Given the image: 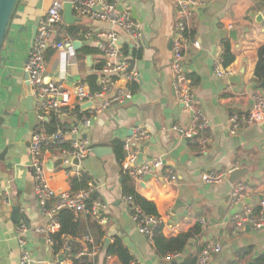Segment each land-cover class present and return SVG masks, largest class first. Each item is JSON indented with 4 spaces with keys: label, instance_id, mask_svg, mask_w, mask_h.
<instances>
[{
    "label": "crops",
    "instance_id": "1",
    "mask_svg": "<svg viewBox=\"0 0 264 264\" xmlns=\"http://www.w3.org/2000/svg\"><path fill=\"white\" fill-rule=\"evenodd\" d=\"M117 1L118 7L129 11L140 25L141 40L137 50L132 49L131 41L119 28L79 19V22L67 25L62 18L61 26L65 28L79 27L94 34L115 30L124 54L129 58L130 69L137 73L136 80L126 85L133 95L131 101L91 115L87 128L79 126L81 138L86 139L92 149L110 148L112 153L98 157L90 154L82 161L81 170L94 185L93 194L104 206L101 215L105 224L98 225L103 234L100 237L93 236L85 227L82 238L90 236L93 246L88 248L81 242L82 238L76 240L81 248L76 255L82 253L79 258L85 256L93 264H119L116 257L105 253L107 247L119 239L137 264H181L187 256L197 259L205 245L218 244L221 251L211 264H254L264 255V230L251 227L248 230L246 226L243 231L232 234V220L244 208H250L255 214L262 211L264 215V208L260 206L264 201V120L232 135L228 131V118L248 112L255 98L264 99V88L253 80L257 51L264 45V0H211L190 22V40L197 42L199 47L187 48L184 69L195 90L196 105L210 123V128L200 133L208 140L204 152L200 151L197 139L184 140L172 130L175 126L188 127L190 122L188 112L173 93L169 70L171 39L176 24L175 0ZM51 2L17 0L8 25L6 44L0 51V118H3L0 152L12 146L3 168L0 167V264H19L15 230L22 224V216L32 228L47 224L33 193L28 146L37 122L34 113L25 107L26 88L22 78L32 43V24L45 15ZM231 32H235L233 38ZM61 35L67 34L62 32ZM95 41L94 36L82 43L65 71L60 69L57 55L49 51L46 79L61 82L65 88L79 80L88 83L97 57ZM225 44L234 60L226 69L231 75L221 78L214 72V63L221 59ZM85 48L91 52L86 54ZM235 76H240L238 84L229 81ZM137 126L149 133V139L139 146V161L161 157L164 166L154 176L138 182L131 180V186L136 194L154 205L162 221L163 237L187 233L201 218L207 221L201 226L202 234L176 258L157 256L152 240L138 233L124 202L121 172L113 146L115 142L122 143L130 138ZM143 146L140 158V147ZM47 159L51 186L58 192H69L67 178L57 162L50 157ZM233 170L246 173L230 183L229 173ZM169 171L175 174L174 183L162 179ZM205 172L227 174V177L219 184L208 185L201 181ZM238 184L245 188L244 197L239 204H232L230 192ZM4 194L8 197L4 198ZM13 208L18 209L14 221ZM81 221L92 223L86 219ZM27 244L34 264L53 262L54 249L44 234L32 233Z\"/></svg>",
    "mask_w": 264,
    "mask_h": 264
},
{
    "label": "built area",
    "instance_id": "2",
    "mask_svg": "<svg viewBox=\"0 0 264 264\" xmlns=\"http://www.w3.org/2000/svg\"><path fill=\"white\" fill-rule=\"evenodd\" d=\"M211 0H175L176 24L171 39V60L169 64L171 86L178 102L188 112L190 122L188 127H173L172 130L184 140L197 139L200 151L206 150L208 140L200 136L201 131L210 128V123L195 101V90L184 69V57L189 46L197 49L198 43L190 40V22L195 13L205 8ZM71 4L73 16L79 20L90 22H104L119 28L131 41L132 49H139L141 29L139 23L133 20L129 11H118L117 0H52L50 7L41 18L36 36L27 52V63L24 71L28 75L30 95L32 97V112L37 126L30 135L28 154L29 168L32 172L33 193L40 213L47 219L45 226L30 227V234H44L49 246H53L52 235L57 233L59 226L55 215L59 211H70L76 220L86 219L101 226L105 224L101 211L104 209L99 200H92L94 185L86 181L85 188L71 193L56 191L51 186V177L47 169V157L57 162L58 168L66 178H80L82 161L91 154L89 142L81 138L79 126H90V117L109 109L126 104L132 100V92L126 85L137 78V73L130 69L129 58L125 56L119 34L111 29L96 34L89 30L77 37L59 35L58 29L63 24L62 15L64 5ZM96 37L93 44L97 57L93 62L91 76L95 78L94 90L85 81H76L70 88H65L61 82L46 79V60L49 51L54 52L60 64L65 69L71 64L75 56L73 45L80 44ZM217 77L228 78L231 74L222 67V60L214 63ZM89 105V107H86ZM50 119L58 123L54 132H47L43 126ZM264 120V99L255 98L252 108L241 114L228 118V131L235 134L241 128L259 124ZM149 139V133L142 127H135L130 138L122 142L124 158L119 164L121 174L132 181H141L147 176H154L155 172L164 166L161 157L146 162L139 161V146ZM227 174L205 172L201 176L204 184L221 183ZM167 183L176 180L173 171L166 172L162 177ZM245 188L242 184L232 187L230 199L232 204H239ZM4 194V198H7ZM127 210L139 234L152 240L154 231L162 227L158 217L145 215L139 207L132 203L131 198L124 197ZM264 208V201L260 203ZM201 218L199 224H206ZM232 234H237L248 226L254 230H264V215L257 214L250 208H244L241 213L234 215L232 220ZM28 229L24 224L15 230L19 249V264H34L31 249L27 244ZM62 245L55 254L51 264H72L82 253L72 255L70 237H61ZM84 244L93 245V240L86 235L81 240ZM221 247L218 244L205 245L194 264H211L218 255ZM174 255L169 258H176Z\"/></svg>",
    "mask_w": 264,
    "mask_h": 264
},
{
    "label": "trees",
    "instance_id": "3",
    "mask_svg": "<svg viewBox=\"0 0 264 264\" xmlns=\"http://www.w3.org/2000/svg\"><path fill=\"white\" fill-rule=\"evenodd\" d=\"M58 34L65 33L69 36L77 37L79 34L85 32L84 29L79 27H67L60 26L58 29ZM86 54L90 53L91 50L85 48L83 50ZM222 67L223 69H227V67L233 62L234 58L229 52V47L227 44L224 45V52L221 57ZM253 80L256 84L264 83V45L261 46L257 51V62L254 69ZM89 86L91 90H94L95 78L89 77L87 78ZM58 123L50 119L45 123V129L47 132H54L58 128ZM114 155L116 161L120 164V162L124 158V151L122 149V143L115 142L113 146ZM122 179V190L124 197H129L132 200V203L139 207L140 210L147 216L158 217L156 209L154 205L145 199L141 198L138 194L135 193L133 187L131 186V180L121 174ZM88 177L83 174L80 178H67L66 182L69 186V192L75 193L86 186V181ZM92 200H97L95 194L92 195ZM56 221L58 223L59 229L57 233L52 235V239L54 242L53 249L56 254L61 248L62 241L61 237H70L72 240L70 242L72 255L74 256L77 251H80L79 243L75 242L78 239H81L84 235L85 227L89 228V231L93 233V236L100 237L103 234L100 231L99 226L96 223H88V221H81V219L76 220L73 214L70 211L62 210L59 211L56 216ZM202 234V227L199 224H196L192 229H190L187 233L179 234L176 237L165 238L161 234V228L154 231L152 237V243L157 256L162 258L171 257L174 255H182L187 249L188 244L195 240L198 236ZM80 241V240H79ZM87 245V244H86ZM93 245L88 244V248H92ZM201 251V250H200ZM107 256H114L117 258L119 264H137L133 257L129 254L127 249L123 246L119 239H115L114 242L107 247L106 249ZM196 258L192 256H187L186 259L181 264H194ZM72 264H93L91 261H88L85 256L82 258H78L77 260H73ZM254 264H264V255L258 257Z\"/></svg>",
    "mask_w": 264,
    "mask_h": 264
},
{
    "label": "water",
    "instance_id": "4",
    "mask_svg": "<svg viewBox=\"0 0 264 264\" xmlns=\"http://www.w3.org/2000/svg\"><path fill=\"white\" fill-rule=\"evenodd\" d=\"M17 4V0H0V51H1V48H2V45H3V42L4 40L6 39V32H7V28H8V25H9V22L11 20V17H12V14H13V11L15 9V6ZM123 10V7L122 6H119L118 7V11H122ZM63 21L65 24L67 25H71V24H74V23H77L79 22L78 19H76L74 16H73V12H72V6L71 4L69 3H66L64 5V9H63ZM40 20L39 18L36 19V21L33 22L32 24V27H31V37H32V42L36 36V33H37V29H38V26H39V23H40ZM235 35V32H231L230 33V36L233 38V36ZM10 43H12V41L10 40L9 41ZM81 47V44L76 42L74 45H73V48L75 50H77L78 48ZM89 61V60H88ZM25 63H27V59L25 61ZM133 64V62H132ZM239 78L240 76H235V77H231L229 79V81L232 83V84H238L239 83ZM45 82H49L48 79H45ZM22 83L24 84V87L26 88V97H25V100H24V104H25V107L27 109V111L31 112L33 110V102H32V97L30 95V87H29V83H28V75L26 73H24L23 75V78H22ZM260 87L264 88V83H261L260 84ZM3 121V118H0V122ZM12 146H7L5 147L2 152H0V161L1 162H4L6 157H7V154H8V151L11 149ZM143 147H140V158H141V155H142V152H143ZM106 153H109L111 154L112 153V150L110 148H102V147H98V148H94L91 150V154L95 155V156H101L102 154H106ZM246 172L243 171V170H233L232 172L229 173V182L230 183H234L236 182L237 180H239L241 177L244 176ZM151 177V176H149ZM2 200V196L0 195V201ZM177 206L175 207V210H177ZM18 212V209L17 208H13V216H12V220L14 221V216L15 214ZM57 216V214L55 215V217ZM21 222L22 224H24L26 226V228L28 229V232H27V237L29 238L30 237V224L29 222L26 220L25 217H21ZM247 229L249 230V227H247ZM105 244L106 246L108 245V240L105 241ZM258 254H256L257 256Z\"/></svg>",
    "mask_w": 264,
    "mask_h": 264
},
{
    "label": "rangeland",
    "instance_id": "5",
    "mask_svg": "<svg viewBox=\"0 0 264 264\" xmlns=\"http://www.w3.org/2000/svg\"><path fill=\"white\" fill-rule=\"evenodd\" d=\"M7 31H8V28H7ZM60 35H61V33H60ZM6 36H7V32H6ZM6 39L4 40V42H3V45H2V48H1V50L3 49V47L5 46V44H6ZM1 165H0V167L1 168H3V162L2 163H0ZM31 171V170H30Z\"/></svg>",
    "mask_w": 264,
    "mask_h": 264
}]
</instances>
